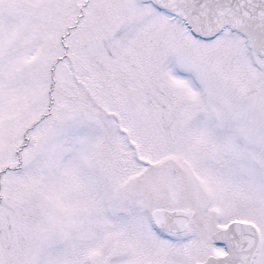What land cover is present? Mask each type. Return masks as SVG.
I'll list each match as a JSON object with an SVG mask.
<instances>
[{"label": "snow or ice", "instance_id": "1", "mask_svg": "<svg viewBox=\"0 0 264 264\" xmlns=\"http://www.w3.org/2000/svg\"><path fill=\"white\" fill-rule=\"evenodd\" d=\"M0 264H264V0H0Z\"/></svg>", "mask_w": 264, "mask_h": 264}]
</instances>
